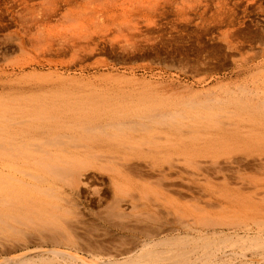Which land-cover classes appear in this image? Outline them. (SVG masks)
Returning a JSON list of instances; mask_svg holds the SVG:
<instances>
[{"label": "bare ground", "instance_id": "bare-ground-1", "mask_svg": "<svg viewBox=\"0 0 264 264\" xmlns=\"http://www.w3.org/2000/svg\"><path fill=\"white\" fill-rule=\"evenodd\" d=\"M0 264H264V0H0Z\"/></svg>", "mask_w": 264, "mask_h": 264}]
</instances>
